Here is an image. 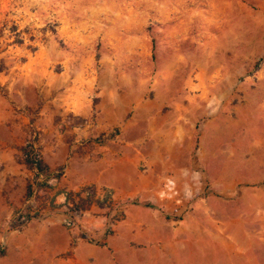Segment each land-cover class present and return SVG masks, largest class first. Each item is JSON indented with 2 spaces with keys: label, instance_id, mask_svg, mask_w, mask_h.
<instances>
[{
  "label": "rangeland",
  "instance_id": "rangeland-1",
  "mask_svg": "<svg viewBox=\"0 0 264 264\" xmlns=\"http://www.w3.org/2000/svg\"><path fill=\"white\" fill-rule=\"evenodd\" d=\"M114 102L144 196L68 225L36 192L18 226L35 181L22 149L105 144ZM48 216L65 264H264V0H0V264H47L26 228Z\"/></svg>",
  "mask_w": 264,
  "mask_h": 264
},
{
  "label": "crops",
  "instance_id": "crops-1",
  "mask_svg": "<svg viewBox=\"0 0 264 264\" xmlns=\"http://www.w3.org/2000/svg\"><path fill=\"white\" fill-rule=\"evenodd\" d=\"M117 98L112 96L111 100L115 101ZM124 108L123 104L120 106L114 102L104 111L108 125L99 124V131L103 130L102 126H117L119 133L116 138L107 140L103 145H95L91 149L87 145L78 150L77 145L69 146L62 135H58L54 141L47 140L41 152L42 163L51 172L62 169V174L51 179L47 190L39 189L38 194H47L53 202H64L65 191L76 192L82 187L92 186L97 195L109 190L118 200L144 196V179L138 170L141 146L133 143L139 142V133L131 134L129 123L122 121ZM69 110L86 116L90 106L71 107ZM118 111L120 114H117ZM49 202L45 204L50 212L55 207L51 208ZM26 230L31 234L33 252L37 255L34 258L36 262L65 264L62 258H55L56 254L65 250L68 238V231L59 217L48 216L40 222H33Z\"/></svg>",
  "mask_w": 264,
  "mask_h": 264
},
{
  "label": "trees",
  "instance_id": "trees-1",
  "mask_svg": "<svg viewBox=\"0 0 264 264\" xmlns=\"http://www.w3.org/2000/svg\"><path fill=\"white\" fill-rule=\"evenodd\" d=\"M22 154L25 157L26 165L34 172L35 176L34 187H32V190L30 189V191L28 192V197L26 198V200H31V202L34 203L35 200L38 199V197L33 195L36 194L40 187L50 186L46 181L40 182L39 177L43 176L45 179L57 178L59 176V173H55V171H48L38 155L35 152H31L27 147H24L22 149ZM63 194V205L67 208L66 216L68 218H73V220L79 219L82 212L87 210L88 207L92 204H98V206L105 209L107 212V216H116L113 213L114 210H116L117 212H121V207H123L127 203L124 201H114L111 198V193L109 190H105L102 195H97L95 189L92 186L82 187L76 192L65 191ZM129 203L136 204V201L132 199ZM49 205L51 208L54 207L52 200H50ZM144 205L153 207L148 203ZM27 212L28 211H24L25 214ZM115 221H118V218H113L112 222L114 223ZM2 255H4V250L0 248V256Z\"/></svg>",
  "mask_w": 264,
  "mask_h": 264
},
{
  "label": "built area",
  "instance_id": "built-area-1",
  "mask_svg": "<svg viewBox=\"0 0 264 264\" xmlns=\"http://www.w3.org/2000/svg\"><path fill=\"white\" fill-rule=\"evenodd\" d=\"M55 173H59L58 170H56ZM39 178H40L39 179L40 182L46 181L48 183H50L51 179H54V178L45 179L43 176H40ZM111 198H112V193H111ZM30 202H31V200L30 201L26 200L24 203V206L16 212L15 219L19 222L18 226H22V225L29 223L32 220V218L34 217L33 214L37 211V209H35L33 206H31ZM24 211H28V212L25 214ZM116 212L117 211L114 210V213H116ZM66 218H67V224L68 225L76 223L77 219L73 220V218H68L67 216H66ZM112 220L110 222H112Z\"/></svg>",
  "mask_w": 264,
  "mask_h": 264
}]
</instances>
